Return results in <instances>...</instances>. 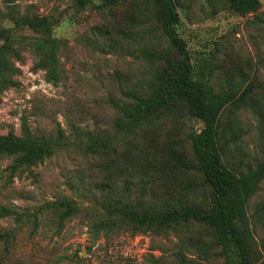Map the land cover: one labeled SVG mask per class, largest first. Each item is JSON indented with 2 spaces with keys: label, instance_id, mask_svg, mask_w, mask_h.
I'll return each mask as SVG.
<instances>
[{
  "label": "rangeland",
  "instance_id": "374dc122",
  "mask_svg": "<svg viewBox=\"0 0 264 264\" xmlns=\"http://www.w3.org/2000/svg\"><path fill=\"white\" fill-rule=\"evenodd\" d=\"M177 1L182 20L179 32L187 40L197 68L216 48L213 63L216 62L217 69L213 80L222 87L232 81L244 84L247 75L239 76L237 69L240 63L241 74L249 70L246 59L252 64L246 81L253 78L256 68V76L264 83V18L263 15L260 21L255 18L261 12L264 14V0H250L243 14L235 11L229 0ZM101 2L89 0L86 5H79L78 0H0V27L14 28V36L18 37L14 45L20 53V58L14 54L10 57L12 66L17 68L13 75L17 84L0 93V133L11 131L19 135L24 120L33 135L55 138L57 127L64 135L62 144L51 156L11 175L6 170L10 159L0 158V205L15 209L24 219L17 224L13 216L0 217V229L17 231L12 246L11 240L0 241V264H150V254L165 256L178 240L173 231L123 232L103 240L87 225L86 207L90 213L104 210L100 203L89 199L90 193L81 198L83 185L93 188L100 158L86 156L77 149L86 137L78 136L72 125L100 133L104 138L117 139L118 143L109 149L115 154L124 141L115 136L117 131L112 126L118 101L123 100L120 86L130 85L149 66L146 60L136 56L138 52L133 50L126 35L146 27L156 51L172 50L161 31L159 11L152 0H124L107 7L101 6ZM34 15L48 20L51 34L59 43L57 55L65 77L56 85L48 82L44 70L36 65L38 58L29 41L37 33L21 23L25 17ZM19 35L23 37L21 43ZM229 111L224 112V121ZM171 116L162 136L171 135L175 151L171 158L181 157L184 165L191 156L183 133L198 130L201 122L181 104L172 108ZM240 120L248 132L242 135V149L234 151V159L229 162L235 167L246 164L241 161L244 157L264 158V136L259 123L250 114L240 115ZM172 174L183 181L194 176L184 169ZM57 198L72 201L81 209L65 222L59 234H52L44 225L50 214L43 205ZM247 212L248 241L254 263H258L264 261V179L248 200ZM34 216L38 226L32 232ZM182 237L189 244L207 243L210 230L191 225ZM191 257L198 264H224L218 255L204 257L201 250L200 254L194 251Z\"/></svg>",
  "mask_w": 264,
  "mask_h": 264
},
{
  "label": "trees",
  "instance_id": "16d2710c",
  "mask_svg": "<svg viewBox=\"0 0 264 264\" xmlns=\"http://www.w3.org/2000/svg\"><path fill=\"white\" fill-rule=\"evenodd\" d=\"M88 1L78 0L79 5H86ZM101 1V6L107 7L124 0ZM229 1L235 11L243 14L250 0ZM152 2L158 8L160 28L172 50L156 51L146 27L126 35L133 50L138 52L136 56L146 60L149 66L130 85L120 86L123 100L119 99L112 122L117 131L115 136L124 140L117 147L118 151L114 154L109 150L112 144L118 143L117 139L104 138L100 133L72 125L78 136L86 137L77 149L86 156L100 158L93 188L87 184L82 187L81 198L90 193L89 199L100 203L104 209L90 213L86 207L88 228L103 240L123 232L168 234L173 231L178 240L170 248L171 252L159 257L150 254V264H198L191 254L194 251L200 254V250L204 257L218 255L224 264H264V261L254 263L248 241L247 212L248 200L264 179V158L244 157L241 161L246 164L242 167L229 164L231 158L234 159L233 152L242 147V135L248 132L240 125V115H252L264 136V83L256 76L254 62L253 78L246 81L252 70L251 62H247L250 59H246L249 70L241 74L240 63L237 69L239 76L247 75L244 84L232 81L222 87L213 80L217 69L216 62L213 63L216 48L198 68L194 65L187 40L179 32L182 20L178 1ZM262 15L264 18L262 12L255 16L257 21L262 20ZM21 23L37 33L32 36L33 41H29L38 58L36 65L44 70L48 82L58 84L65 75H62L57 55L59 43L51 34L48 20L34 15L25 17ZM19 37L21 43L23 37ZM17 38L13 27H0V93L17 84L13 78L17 68L12 66L10 58L11 54L20 58L14 45ZM179 104L201 122L198 130L183 133L191 156L184 165L181 157L171 158L175 152L171 135L162 136L168 128L167 120L172 117V108ZM228 110L224 121L222 116ZM21 127L19 135L11 131L0 133V158L10 159L6 166L9 175L51 156L64 137L60 127L56 128L55 138L33 135L24 120ZM134 164L136 166H132ZM181 169L194 176L183 181L172 174ZM119 170L125 171L124 174ZM43 209L50 214L44 223L46 230L59 234L65 222L77 215L81 207L57 198L45 201ZM4 216H13L17 224L24 220L15 209L0 205V217ZM191 225L209 229L210 240L196 244L186 242L181 236ZM31 226L34 232L38 226L35 216ZM16 233L15 228L0 229V241L11 240L12 246Z\"/></svg>",
  "mask_w": 264,
  "mask_h": 264
}]
</instances>
